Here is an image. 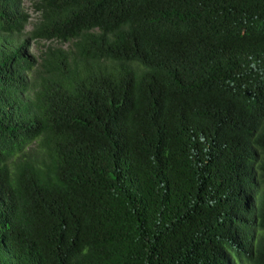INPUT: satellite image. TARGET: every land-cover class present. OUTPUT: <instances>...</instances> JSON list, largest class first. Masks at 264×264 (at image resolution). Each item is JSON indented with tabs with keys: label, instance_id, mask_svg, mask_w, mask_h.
<instances>
[{
	"label": "trees",
	"instance_id": "16d2710c",
	"mask_svg": "<svg viewBox=\"0 0 264 264\" xmlns=\"http://www.w3.org/2000/svg\"><path fill=\"white\" fill-rule=\"evenodd\" d=\"M27 1L0 0V264H264V0Z\"/></svg>",
	"mask_w": 264,
	"mask_h": 264
},
{
	"label": "clouds",
	"instance_id": "9594fccd",
	"mask_svg": "<svg viewBox=\"0 0 264 264\" xmlns=\"http://www.w3.org/2000/svg\"><path fill=\"white\" fill-rule=\"evenodd\" d=\"M241 189H243V187H241ZM240 196L243 198V199H246L247 198V194L244 192V193H241Z\"/></svg>",
	"mask_w": 264,
	"mask_h": 264
},
{
	"label": "rangeland",
	"instance_id": "374dc122",
	"mask_svg": "<svg viewBox=\"0 0 264 264\" xmlns=\"http://www.w3.org/2000/svg\"><path fill=\"white\" fill-rule=\"evenodd\" d=\"M24 5L26 6V7H28L29 8V5H28V1L27 0H24ZM32 51L34 50V48L33 49H31ZM30 50V51H31Z\"/></svg>",
	"mask_w": 264,
	"mask_h": 264
}]
</instances>
